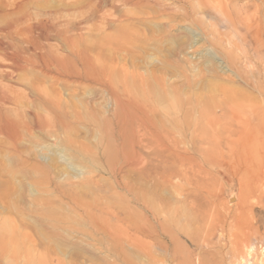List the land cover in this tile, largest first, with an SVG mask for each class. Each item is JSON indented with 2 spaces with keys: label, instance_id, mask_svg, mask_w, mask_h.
<instances>
[{
  "label": "rangeland",
  "instance_id": "1",
  "mask_svg": "<svg viewBox=\"0 0 264 264\" xmlns=\"http://www.w3.org/2000/svg\"><path fill=\"white\" fill-rule=\"evenodd\" d=\"M9 2L0 0V11ZM253 2L33 0L30 11H63L59 22L73 27L88 49L99 51L118 81L126 82L129 95L156 105L157 118L167 119L181 108L180 150L195 157L214 153L216 161L184 165L169 186L138 180L125 168L109 172L102 153L110 140L99 136L97 124L107 121L116 134L118 122L104 91L53 80L34 67L4 83L25 98L12 107L23 122L18 128L23 140L13 144L0 136V227L31 232L38 251L48 245L53 256L76 264H262L264 203L249 200L240 226H234L231 195L238 191L240 171L224 147L193 145L186 129L199 112H205L202 121L206 113H219L216 105L225 93L264 103V0ZM36 89L55 101L65 126H40L35 115L42 109L32 96ZM199 183L206 205L181 204ZM140 224L145 229L139 230ZM240 230L252 233L250 253L243 258L232 237ZM116 245L124 256L114 255Z\"/></svg>",
  "mask_w": 264,
  "mask_h": 264
},
{
  "label": "bare ground",
  "instance_id": "2",
  "mask_svg": "<svg viewBox=\"0 0 264 264\" xmlns=\"http://www.w3.org/2000/svg\"><path fill=\"white\" fill-rule=\"evenodd\" d=\"M11 1L4 5L0 11V136L5 140L13 144L20 140L21 134L19 135L18 128L23 122L19 119L18 110L12 109V107H18L25 97L19 93V90L16 92L13 90L14 88L12 89L13 86H7L4 83L10 82L11 84L13 77H18L20 72L29 71V69L32 71L36 67L39 69L35 70L36 72L53 75V80L93 85L104 91L107 101L112 107L113 116L118 122L116 125L114 123V126L118 127L116 134H113V125L106 123L107 121L97 124L99 136L110 140L103 148L102 153L108 164L109 172L114 173L117 167L125 168L130 173H136L138 180H147L148 183L155 186H169L174 180L179 179L180 168H183L184 165L189 164L193 168V165L199 166V163H208L209 165L215 163L216 157L212 156L214 153L210 155L201 153L199 157L183 153L180 150L181 135L178 133V131L184 133L181 108L175 114L173 113V116L164 119L159 115L158 117L161 118L159 119L154 112L156 105H153L152 102L139 101L135 96L129 95L131 91L127 89L126 82L123 79L118 81L114 67L102 60L99 51L93 52L91 50L93 46L88 49L85 41L81 38L82 36L73 34L75 32L73 27H68L67 23H61L63 20L59 22L63 11L41 14L33 10L34 14L33 11H30L31 8L29 9L33 5V0ZM257 1L262 2V0ZM234 3L233 6L237 5ZM254 3L251 5L256 12L257 6ZM248 7L250 6L248 5ZM248 11L250 10L244 9L245 13ZM68 12L64 13L69 15ZM73 14L75 13H72V16ZM54 42L59 46H55ZM97 43L99 44L98 41ZM96 48L99 50L101 47ZM21 76L23 77V75ZM33 88L35 87L33 86ZM32 96L35 98L33 103L35 102L42 109L40 116L38 113L35 115L41 127L54 129L59 125L65 126L62 112L54 104L55 101L52 98L50 99L37 89L32 93ZM222 96L216 105L219 113L215 111L206 113L207 120L204 122L200 115L205 112L203 114L199 112L197 119L186 129L190 134L189 142L191 144L207 143L211 144L213 149L224 147L233 158V164L237 166L234 169L240 171V182L238 181V191L231 195V200L235 202V212L230 218H232L234 226L239 227L247 213L249 200L264 203V103L248 102L249 100L245 99V101L235 100L233 98L235 95L226 93ZM223 121L224 123H222ZM219 123L223 124L222 129L214 130L213 126ZM237 136L238 140L233 141L232 138ZM50 144L51 146L56 145L54 139H50ZM143 149H148L150 152L146 157L141 152ZM201 183L197 184L191 194L183 195L180 203L190 204L193 207H199L201 202L204 205L203 199L205 200L206 196L200 191V188L204 187L200 185ZM142 226L141 224L140 227L138 226L139 230L145 229ZM151 229L152 227L149 229L150 232ZM55 231L54 234H57V231L60 230ZM30 233L21 232L15 227H0V264H76L53 256L48 245L42 246V250L38 251L35 245L36 239L33 238L35 239L33 240ZM51 233L54 235L53 232ZM236 233L232 236L234 248L243 258L250 253L247 241L252 233L242 230ZM48 235L51 236L50 233ZM58 235L61 236L59 232ZM123 251L120 245L114 246V255L120 257L123 255ZM261 263L264 264V252L261 254Z\"/></svg>",
  "mask_w": 264,
  "mask_h": 264
}]
</instances>
